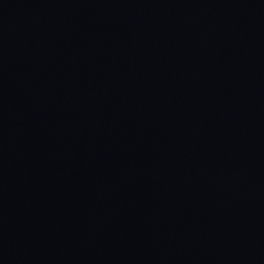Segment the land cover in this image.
Segmentation results:
<instances>
[{
	"label": "water",
	"instance_id": "obj_1",
	"mask_svg": "<svg viewBox=\"0 0 264 264\" xmlns=\"http://www.w3.org/2000/svg\"><path fill=\"white\" fill-rule=\"evenodd\" d=\"M0 264H264V0H0Z\"/></svg>",
	"mask_w": 264,
	"mask_h": 264
}]
</instances>
